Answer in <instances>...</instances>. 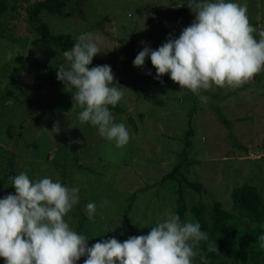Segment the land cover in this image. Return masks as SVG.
Returning a JSON list of instances; mask_svg holds the SVG:
<instances>
[{"label":"rangeland","instance_id":"obj_1","mask_svg":"<svg viewBox=\"0 0 264 264\" xmlns=\"http://www.w3.org/2000/svg\"><path fill=\"white\" fill-rule=\"evenodd\" d=\"M182 1L67 0L65 14L42 11L39 15L54 36L67 35L74 43L87 32L100 37L101 53L89 68L110 66L114 82L130 90L116 106H108L114 123H124L130 133L129 142L117 148L99 135L96 126L80 122L82 109L72 107L74 89L54 74H38L29 66L65 62L55 43L34 32L36 24L28 13L32 4L47 0H0V159L15 157V176L24 172L33 182L49 177L61 183L62 176V185L78 187L79 201L64 219L88 238V247L100 240L115 238L122 243L129 238L122 217L130 195L126 222L141 235H147L169 210L175 212L174 185L161 182V177L183 158L189 163L186 178L200 185L199 192L184 189L187 209L213 201L229 209L230 191L240 185L255 187L264 199V71L241 90L213 86L202 91L209 97L202 102L191 91L180 89L168 74L157 79L150 58H145L142 68L133 66L144 47L158 49L169 37L179 38L193 22L195 14L188 1L184 6ZM232 2L247 4L259 40L264 0ZM9 99L11 106L5 104ZM193 105L191 145L180 158ZM54 124L59 126L58 134L50 133ZM4 171L0 170V177ZM105 200L107 205L102 203ZM89 202L96 204L92 220L86 212ZM188 213L184 221H189Z\"/></svg>","mask_w":264,"mask_h":264},{"label":"clouds","instance_id":"obj_2","mask_svg":"<svg viewBox=\"0 0 264 264\" xmlns=\"http://www.w3.org/2000/svg\"><path fill=\"white\" fill-rule=\"evenodd\" d=\"M195 19L179 38L169 37L158 49L144 47L133 66L142 68L150 58L156 78L168 74L180 89H187L202 102L209 97L202 91L213 88H239L264 71V30L256 39L247 15V4L232 0H188ZM100 37L87 32L77 37L57 65L56 78L74 89L72 107L82 109L80 122L96 126L101 137L122 148L130 139L124 123H114L108 106H116L126 91L114 82L111 67L89 68L101 53ZM150 74V73H148ZM11 99L5 104L11 106ZM50 133L58 134V124ZM15 194L0 199V259L4 264H193L195 257L207 261L199 251L200 242L217 253L199 222H182L172 210L158 220L147 235L132 236L124 242L115 238L100 240L91 247L88 238L70 228L64 217L79 201V188L62 185L49 177L31 181L20 172L10 177ZM107 205L108 201L102 202ZM89 220L94 219L96 204L86 205ZM264 247V235L258 237Z\"/></svg>","mask_w":264,"mask_h":264},{"label":"trees","instance_id":"obj_3","mask_svg":"<svg viewBox=\"0 0 264 264\" xmlns=\"http://www.w3.org/2000/svg\"><path fill=\"white\" fill-rule=\"evenodd\" d=\"M15 2L16 0H12ZM67 0H47L43 3H34L29 7L28 13L31 19L36 24L34 32L58 46L60 53L70 50L74 40L67 35H52L48 27L39 21V15L42 11L50 15H63L64 3ZM184 1V2H183ZM182 6L187 4L188 0H183ZM179 13H183V8H180ZM176 16H180L176 14ZM1 38L3 36H0ZM38 72L54 74L56 77L57 66L51 67L46 65H29ZM251 82L240 87L239 90L250 87ZM237 91V90H236ZM8 96L11 94L7 91ZM119 111L118 108H116ZM195 105L191 107L187 118V129L184 133L183 149L181 150L180 158L185 156L186 149L191 145L189 139L193 135V130L190 127V119ZM230 135V139H231ZM233 141V140H231ZM243 147H241L242 149ZM244 150V148H243ZM4 154V153H2ZM12 157V158H11ZM181 160V159H180ZM16 159L12 156H1L0 170L5 169L0 177V199L8 194H15V189L11 187L10 177L16 174ZM16 164V165H15ZM189 163L185 158L177 162L173 169L161 177V182L170 181L174 185L175 190V213H177L182 222L186 211L189 213V222H199L201 230L206 232L210 241H215L217 245V253L207 250V242H200L198 245L199 251L204 255L207 264H264V247H261V242L258 237L264 235V199L257 192L256 188L250 185H240L233 187L230 191V206L229 209H223L221 204L213 201L211 205H205L197 202L189 209L184 201V189L199 192L200 185L188 181L186 178L185 167ZM64 175V173H61ZM61 176V181L64 183ZM129 203L123 212L122 221L128 229V236H140L141 234L134 226L127 225L126 215L130 210V204L133 201V195L128 197ZM81 221L84 217H81ZM81 221L79 223H81ZM77 264H83L78 262ZM193 264H203L199 256L195 257Z\"/></svg>","mask_w":264,"mask_h":264}]
</instances>
